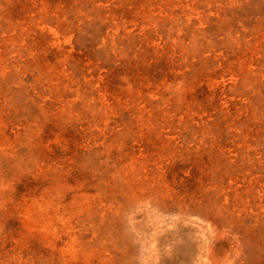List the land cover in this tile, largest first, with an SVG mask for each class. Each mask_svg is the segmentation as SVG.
<instances>
[{"label":"rangeland","instance_id":"374dc122","mask_svg":"<svg viewBox=\"0 0 264 264\" xmlns=\"http://www.w3.org/2000/svg\"><path fill=\"white\" fill-rule=\"evenodd\" d=\"M0 264H264V0H0Z\"/></svg>","mask_w":264,"mask_h":264}]
</instances>
